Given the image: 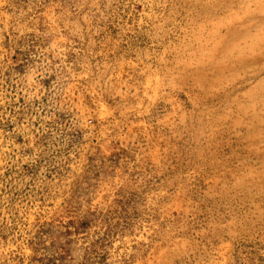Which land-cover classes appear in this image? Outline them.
Segmentation results:
<instances>
[{"label":"rangeland","instance_id":"rangeland-1","mask_svg":"<svg viewBox=\"0 0 264 264\" xmlns=\"http://www.w3.org/2000/svg\"><path fill=\"white\" fill-rule=\"evenodd\" d=\"M0 264H264V0H0Z\"/></svg>","mask_w":264,"mask_h":264}]
</instances>
